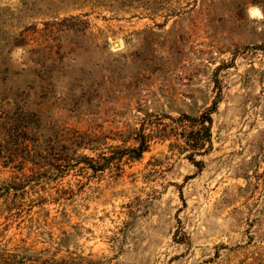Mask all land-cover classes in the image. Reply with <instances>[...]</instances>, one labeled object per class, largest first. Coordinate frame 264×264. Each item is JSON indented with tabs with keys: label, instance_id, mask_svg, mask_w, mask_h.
<instances>
[{
	"label": "rangeland",
	"instance_id": "rangeland-1",
	"mask_svg": "<svg viewBox=\"0 0 264 264\" xmlns=\"http://www.w3.org/2000/svg\"><path fill=\"white\" fill-rule=\"evenodd\" d=\"M0 264H264V0H0Z\"/></svg>",
	"mask_w": 264,
	"mask_h": 264
},
{
	"label": "trees",
	"instance_id": "trees-1",
	"mask_svg": "<svg viewBox=\"0 0 264 264\" xmlns=\"http://www.w3.org/2000/svg\"><path fill=\"white\" fill-rule=\"evenodd\" d=\"M210 120H211L210 117H208V122H209ZM140 148H142V147H139V149H140ZM142 150H143V149H141V151H142Z\"/></svg>",
	"mask_w": 264,
	"mask_h": 264
}]
</instances>
